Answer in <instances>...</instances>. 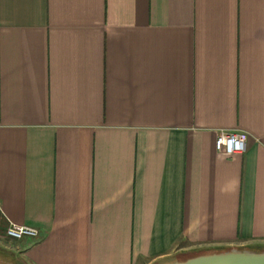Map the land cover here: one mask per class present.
<instances>
[{
  "label": "crops",
  "instance_id": "obj_1",
  "mask_svg": "<svg viewBox=\"0 0 264 264\" xmlns=\"http://www.w3.org/2000/svg\"><path fill=\"white\" fill-rule=\"evenodd\" d=\"M0 203L3 264L264 250V0H0Z\"/></svg>",
  "mask_w": 264,
  "mask_h": 264
},
{
  "label": "built area",
  "instance_id": "obj_2",
  "mask_svg": "<svg viewBox=\"0 0 264 264\" xmlns=\"http://www.w3.org/2000/svg\"><path fill=\"white\" fill-rule=\"evenodd\" d=\"M248 133L241 130L222 129L218 131L215 146L219 152L227 155H235L243 153L246 150ZM4 211L0 203V219L3 217ZM4 235L12 239H22L24 237L38 238L40 230L30 225H19L9 223L4 228Z\"/></svg>",
  "mask_w": 264,
  "mask_h": 264
},
{
  "label": "water",
  "instance_id": "obj_3",
  "mask_svg": "<svg viewBox=\"0 0 264 264\" xmlns=\"http://www.w3.org/2000/svg\"><path fill=\"white\" fill-rule=\"evenodd\" d=\"M170 264H264V250L235 247L218 252L198 254Z\"/></svg>",
  "mask_w": 264,
  "mask_h": 264
}]
</instances>
